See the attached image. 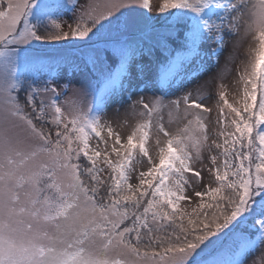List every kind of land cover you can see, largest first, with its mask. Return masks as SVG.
<instances>
[{
    "label": "rangeland",
    "instance_id": "1",
    "mask_svg": "<svg viewBox=\"0 0 264 264\" xmlns=\"http://www.w3.org/2000/svg\"><path fill=\"white\" fill-rule=\"evenodd\" d=\"M202 1L0 0V264H223L255 232L237 226L254 212L234 166L264 180V0H223L197 55L157 80ZM155 204L167 220L144 217ZM228 264H264V234Z\"/></svg>",
    "mask_w": 264,
    "mask_h": 264
},
{
    "label": "trees",
    "instance_id": "2",
    "mask_svg": "<svg viewBox=\"0 0 264 264\" xmlns=\"http://www.w3.org/2000/svg\"><path fill=\"white\" fill-rule=\"evenodd\" d=\"M212 1L213 0H203L201 3V6H199L200 10L194 16L192 15L187 16V18L185 19L183 23V26L179 30V35H178L179 45L175 47L174 49H172L169 52V54L167 55L164 54V56L160 57L159 58L160 62H165L169 64L178 56H183L187 54V56L190 57L192 55H195V53L197 52L198 46L201 44L200 35L202 34L201 27L203 25H202V21H200V17H201V14L205 11L206 7L212 4ZM179 13H180L179 11H173V12L171 11L170 16L172 17V15H177ZM31 20H32L31 24L36 22L35 18L34 19L32 18ZM37 22L39 25L46 26L45 20L43 21L39 20ZM129 55H130V51H124L122 52V54H120V56H117V54H113L112 55L113 58L109 66L107 74L113 73L114 70H117L119 67H121L122 66L121 63H126V60L127 58H129ZM261 63L262 65L259 71V78H258L259 79L258 95L255 99V104L253 106V111L255 112L259 110L260 105L264 100V59L262 60ZM85 66L87 67V71L93 72V69L90 67V65L85 64ZM125 69H126V66H122V70H125ZM24 85L25 84L22 82V87ZM98 86H99V81H98L97 87ZM97 87H96V90H97ZM42 108H45L44 104L40 105V103H38L36 105V109L38 110L40 109L41 111ZM248 122L249 124L251 123L250 121ZM249 124L247 126H249ZM256 125L259 127H256L257 129L254 134L255 135V141H254L255 146L253 149V157L255 158V160L260 159L261 152L263 151V147H264V141H261L259 138V132L262 130V127L264 126V121H262L261 125H259L258 123ZM239 159H240V162L234 166L236 171H238L236 175L238 179V187L242 188L246 181V178H248L247 180H248V183L251 184L250 186H251V190L253 194H250L248 195V197H245V203H246L245 207L246 209L252 208L253 210L252 212H254V214H244V212H242L240 218L238 219L240 224L237 226L239 230L241 229V231L248 232L250 229H252V230H255V232L251 234V236H248V238H245V239L236 238V237L234 238L236 239V241L234 242V244H232L231 250L233 249L234 250L231 251L230 258L234 257V254L236 251L241 250L245 246L253 244L255 242L256 237L260 233H262L263 231L262 226L264 224V202H262L264 201V180L257 182L258 180L254 178V173H252L253 169L251 170L249 164L246 161V158L242 156ZM239 173L243 175V178L240 177ZM167 174H168L167 171L164 169L163 166H161L160 171L156 174L154 181H153V187L155 191L158 190L159 185L166 179ZM250 176H252L253 182H249ZM155 205L157 207L154 208L153 206H151L150 212L149 211L145 212L146 214H144V217H146L147 219L149 218L153 219L155 216V217H160V221L167 220L164 217V215L161 214V211L159 210V207L162 208L164 206H160L157 204ZM140 209L142 210V208ZM206 216L207 215H205V218ZM255 216H257V220L253 218ZM166 222L168 221H165L164 223ZM253 222H255L254 227H250L249 223H253ZM245 232H239V233L241 234Z\"/></svg>",
    "mask_w": 264,
    "mask_h": 264
}]
</instances>
